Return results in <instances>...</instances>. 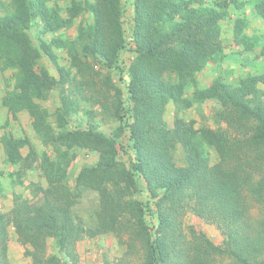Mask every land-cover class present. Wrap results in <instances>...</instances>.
Returning <instances> with one entry per match:
<instances>
[{"label": "trees", "instance_id": "trees-1", "mask_svg": "<svg viewBox=\"0 0 264 264\" xmlns=\"http://www.w3.org/2000/svg\"><path fill=\"white\" fill-rule=\"evenodd\" d=\"M49 2L9 0L3 4L0 71L12 70L15 82L2 104L14 119L28 111L35 131L46 143L86 147L98 155V161L79 174L73 191L68 184V152L55 160L43 155L48 182L43 203L34 206L16 198L9 214L0 211V264H11L6 244L10 223L34 264H81L74 244L84 229L75 222L72 208L86 189L101 195L102 229H131L132 241H142L143 264H264V90L260 88L264 74L248 75L237 85L217 78L205 88L197 76L222 51L221 21L239 0H134L136 56L128 69L131 107H117L116 117L122 123L110 135L94 124L55 134L41 101L58 84L76 80L61 63L56 48L66 49L78 68L83 58L108 70L121 68L127 42L123 0H72L66 17ZM257 7L264 15V2ZM85 13L93 15V22L81 23L75 38L54 35L71 28ZM245 24L244 19L236 23L235 38L251 50ZM33 26L44 37L54 35L41 41L59 71V80L47 69H37L42 54L29 34ZM190 87L192 97L187 96ZM114 88L122 100V90ZM207 100L235 111L230 122L234 132L199 130L193 120L179 115L174 127L169 126L168 103L189 109ZM70 104L69 97H64L66 111ZM126 128L133 150L129 166L118 160L119 139ZM26 146L30 151L24 155ZM178 146L185 152L184 165L176 161ZM251 146H255L254 154L248 151ZM0 150L5 161L19 165L22 173L39 158L29 138L12 133L0 136ZM212 151L218 155L215 163ZM138 174L146 181L152 204L126 199L138 191ZM188 211L215 224L223 242L215 244L193 227L187 233L183 219ZM148 212L157 220L154 231L147 222ZM48 237L53 239L55 252L48 251ZM134 245L130 243V249Z\"/></svg>", "mask_w": 264, "mask_h": 264}, {"label": "rangeland", "instance_id": "rangeland-1", "mask_svg": "<svg viewBox=\"0 0 264 264\" xmlns=\"http://www.w3.org/2000/svg\"><path fill=\"white\" fill-rule=\"evenodd\" d=\"M93 1V0H92ZM213 2L214 0H208ZM9 0H0V15L4 14L3 4ZM264 0H239V5L231 4L227 10L226 17L221 21V45L222 51L198 73L199 85L202 88L209 86L217 78L237 85L241 78L248 75L264 74V15L259 11L257 5ZM72 0H50L49 5L57 8L66 17L67 10ZM124 24L126 29V48L121 52L120 67L108 70L93 59L83 58L84 64L78 68L64 48H56L55 52L61 63L71 70L75 76L72 83H60L50 93L49 97L41 101V104L49 112V122L52 131L68 132L75 129H85L91 124L97 126L98 130L106 134H115L121 125L120 119L116 117V109L119 106L130 108L128 84L130 81L128 69L136 56L135 43L132 38L134 25L135 7L134 0H123ZM245 20L244 35L247 42L253 45L251 50L245 47L235 38L236 23ZM93 22V15L85 13L81 15L75 24L66 30L54 34L63 39L75 38L78 35V28L81 23L90 24ZM29 34L35 44L41 50V58L38 61L37 69H47L57 80L60 74L42 49V39L50 40L54 35L43 36L35 26L29 29ZM14 73L12 70L0 71V136L12 133L15 137L29 138L30 142L39 155L38 161L33 168L20 172L19 165L8 164L5 161V154L0 150V211L9 214L15 205L16 198L39 206L44 201L43 189L48 187L47 179L42 169L43 155L46 153L52 160L60 157L63 151L68 152L69 174L68 184L73 191L76 190L77 177L79 174L93 167L98 161V155L86 147L76 145L73 147L59 146L46 143L35 131L32 117L28 111H22L14 119L7 108L2 104L3 97L10 85L14 84ZM122 90V100L114 86ZM260 88L264 90V85ZM192 88H188L187 96L192 97ZM64 97H69L71 104L69 111L64 108ZM234 110L226 107L215 100L196 102L191 108L184 109L174 102L167 105L165 118L170 127H174L176 116L179 115L187 121L193 120L197 129H210L213 131L234 132L231 126ZM63 113V121H60V114ZM128 120V117L126 118ZM253 126L249 125L247 130L252 132ZM250 132V133H251ZM30 147L23 148L24 155H27ZM255 153V146L248 150ZM133 156L132 143L130 141V130L126 128L123 136L119 139L118 160L121 165L130 164V157ZM213 163L218 161V155L212 151ZM176 161L179 165L185 164V152L181 146L176 151ZM138 191L131 197L143 202L153 203L147 184L143 176L137 175ZM78 203L72 208L75 222L78 223L84 232L74 244L76 254L81 264H143V243L140 239L132 241L131 229H102L100 227L99 212L102 209V198L95 189L84 190ZM130 216L129 213H126ZM127 220L126 218H124ZM147 222L154 231L156 217L148 212ZM183 226L187 233L193 227L197 231L204 232L215 244L223 242V235L219 228L210 221L203 219L188 211L183 219ZM135 243L130 249L129 244ZM48 251L55 252L53 239L48 237ZM8 256L11 264H34L32 257L27 253L26 248L19 239L13 223L8 227L6 240ZM32 250V247H29Z\"/></svg>", "mask_w": 264, "mask_h": 264}]
</instances>
